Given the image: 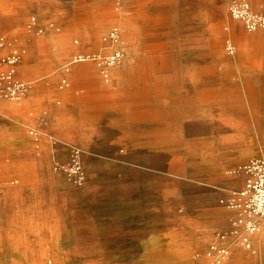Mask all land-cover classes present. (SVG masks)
Returning a JSON list of instances; mask_svg holds the SVG:
<instances>
[{
	"label": "rangeland",
	"instance_id": "rangeland-1",
	"mask_svg": "<svg viewBox=\"0 0 264 264\" xmlns=\"http://www.w3.org/2000/svg\"><path fill=\"white\" fill-rule=\"evenodd\" d=\"M14 50L0 264H264V237L191 222L227 209L191 185V133L227 130L203 108L236 109L264 159V0H0V70Z\"/></svg>",
	"mask_w": 264,
	"mask_h": 264
},
{
	"label": "crops",
	"instance_id": "crops-1",
	"mask_svg": "<svg viewBox=\"0 0 264 264\" xmlns=\"http://www.w3.org/2000/svg\"><path fill=\"white\" fill-rule=\"evenodd\" d=\"M8 69L10 68L6 67L1 69L0 72ZM77 70V66L73 67L68 76L73 77ZM199 118H201L199 120H203L204 122L207 121L208 126L212 125V120L214 119L215 125L226 127L227 130L216 134L202 133L199 136H194L191 133V185L193 186L197 183L204 187H211L217 191L215 193L216 197L228 199L230 190L233 187L232 182L239 178L235 176L236 169L249 159L260 155L258 134L255 133L250 142L243 139L239 129H237L240 123L236 109L227 110L226 113L219 110H215V113H208L203 108V114ZM194 120V114L191 112V123ZM15 126L19 127L17 124ZM82 144L80 143V145ZM212 159L215 161L219 159L220 161L219 163H212ZM197 168H199V173L208 182L196 181L197 174H199L197 173ZM241 183L235 189L239 188ZM224 199L220 200V204ZM191 206V222L203 220L207 236L213 223L218 222V224H223L224 229H229L232 228L233 222L236 219L234 212L216 206L212 199L202 202H195L193 200ZM197 206L198 209H196ZM206 241L210 243L211 238L207 237ZM215 244L218 247H223L225 243L218 241Z\"/></svg>",
	"mask_w": 264,
	"mask_h": 264
},
{
	"label": "built area",
	"instance_id": "built-area-1",
	"mask_svg": "<svg viewBox=\"0 0 264 264\" xmlns=\"http://www.w3.org/2000/svg\"><path fill=\"white\" fill-rule=\"evenodd\" d=\"M18 60L19 54L14 50L7 60L10 69L0 74V85L3 83L8 99L13 102L20 101L24 93L23 86L14 82V66ZM236 174L242 179L241 186L231 190L229 198L221 202L236 216L231 234L238 236L246 231L249 235L264 237V159L247 161L237 168Z\"/></svg>",
	"mask_w": 264,
	"mask_h": 264
},
{
	"label": "bare ground",
	"instance_id": "bare-ground-1",
	"mask_svg": "<svg viewBox=\"0 0 264 264\" xmlns=\"http://www.w3.org/2000/svg\"><path fill=\"white\" fill-rule=\"evenodd\" d=\"M82 61H84V59L83 58H80V59H78L77 61H74V62H82Z\"/></svg>",
	"mask_w": 264,
	"mask_h": 264
}]
</instances>
